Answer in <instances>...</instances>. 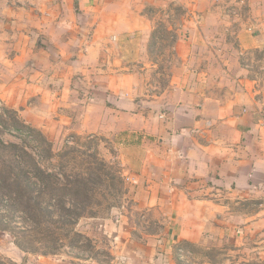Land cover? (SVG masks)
<instances>
[{
    "label": "crops",
    "instance_id": "1",
    "mask_svg": "<svg viewBox=\"0 0 264 264\" xmlns=\"http://www.w3.org/2000/svg\"><path fill=\"white\" fill-rule=\"evenodd\" d=\"M27 1L6 7L8 30L0 42H14L17 29L41 36L48 56L23 75L38 76L35 86L70 110L57 122L78 134L123 139L137 208H157L167 222L162 249L236 229L264 238V115L252 90L239 85L242 69L201 64L207 52L223 60L264 47V0L239 8L237 45L224 57L218 46L226 40L214 44L207 22L224 13V0ZM178 8L182 20L163 24ZM166 28L177 36L172 50L184 68L163 57L168 82L157 87L145 72L161 59L148 47L161 44ZM11 57L0 54L2 70L12 66ZM229 77L232 83L224 84Z\"/></svg>",
    "mask_w": 264,
    "mask_h": 264
},
{
    "label": "rangeland",
    "instance_id": "2",
    "mask_svg": "<svg viewBox=\"0 0 264 264\" xmlns=\"http://www.w3.org/2000/svg\"><path fill=\"white\" fill-rule=\"evenodd\" d=\"M221 3L224 13L207 22L214 44L226 40L217 45L224 57L236 48L235 24L247 2ZM22 4L23 0H0V22H5L0 35H7L6 7ZM177 10L165 14L163 24L180 20L183 14ZM25 33L17 29L14 42H0V54L12 56L9 69L0 67V264H264V238L244 234L243 229L229 230L222 237L212 233L198 242H177L173 249L163 250L160 236L167 222L157 208H137L135 179L121 157L125 142L119 136L78 134L71 125L57 122L70 110L57 107L54 93L35 86L38 76L23 75L30 70L26 67L45 62L47 46L41 36L33 39ZM160 35L161 44L148 47L160 64L154 72H145L146 80L157 87L168 82L169 65L163 57H174V65L184 68L172 50L177 36L167 28ZM207 57L201 64L209 70H243L239 85L252 90L264 115V47L233 53L231 59H215L209 52ZM231 83L230 77L224 79V84ZM207 195L216 197L213 192ZM37 202L43 207L41 215Z\"/></svg>",
    "mask_w": 264,
    "mask_h": 264
},
{
    "label": "trees",
    "instance_id": "3",
    "mask_svg": "<svg viewBox=\"0 0 264 264\" xmlns=\"http://www.w3.org/2000/svg\"><path fill=\"white\" fill-rule=\"evenodd\" d=\"M39 174H40L41 177L44 176V175H43V174H44L43 171H40V170H39ZM36 208H37V210H36L37 213L41 215V214H42L43 207L40 206V203H38V202L36 203Z\"/></svg>",
    "mask_w": 264,
    "mask_h": 264
}]
</instances>
